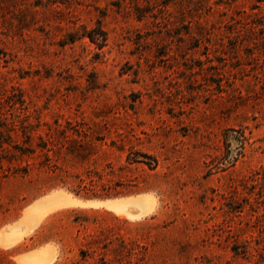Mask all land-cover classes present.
<instances>
[{
  "label": "rangeland",
  "instance_id": "obj_1",
  "mask_svg": "<svg viewBox=\"0 0 264 264\" xmlns=\"http://www.w3.org/2000/svg\"><path fill=\"white\" fill-rule=\"evenodd\" d=\"M62 191L146 214L56 211L0 264H264V0H0V233Z\"/></svg>",
  "mask_w": 264,
  "mask_h": 264
},
{
  "label": "bare ground",
  "instance_id": "obj_2",
  "mask_svg": "<svg viewBox=\"0 0 264 264\" xmlns=\"http://www.w3.org/2000/svg\"><path fill=\"white\" fill-rule=\"evenodd\" d=\"M62 192H55L48 196L47 199H41L33 207L28 209L26 217L22 223L16 224L5 228L0 233V244L3 246H12L19 243L23 238L28 236L32 231L39 225L40 221L47 215L54 213L59 210H68L76 205H88L93 207H105L112 211L115 210L117 213L124 215L132 220H137L145 216L146 210L144 207H140L144 203V198L137 199H113L107 201H93V202H72L69 200L68 194ZM143 199V201H142ZM142 201V203H141ZM152 201V200H151ZM140 202V203H139ZM150 202V201H149ZM148 203V202H147ZM139 204V205H138ZM153 204V203H152ZM151 205V203H150ZM144 206V205H142ZM149 206V205H148ZM153 206V205H152ZM155 206V202H154ZM150 211V207L148 209ZM154 212V211H153ZM149 216V215H148ZM36 257L35 260H29V257L23 258L20 264H51L52 259L50 257ZM53 258V257H52Z\"/></svg>",
  "mask_w": 264,
  "mask_h": 264
},
{
  "label": "trees",
  "instance_id": "obj_3",
  "mask_svg": "<svg viewBox=\"0 0 264 264\" xmlns=\"http://www.w3.org/2000/svg\"><path fill=\"white\" fill-rule=\"evenodd\" d=\"M102 34H104L102 32ZM82 37H87L89 38L92 42L94 43H98L99 39H97V37L95 36V31H91V32H85L83 34ZM104 38V36H103ZM105 40V38H104ZM143 157H147L145 155H142ZM139 161V160H138ZM155 162V160H153ZM140 162V161H139ZM149 165H152V164H149ZM103 177V175L99 172H96V171H93V170H89L86 172V179H81L80 177H77L78 179H80V185H79V189L80 191H78L76 194L77 195H80L81 192H85L87 195L89 196H92L94 198H107V197H110L113 192L116 191L117 188L121 187L120 184H104L101 186V191H102V194H98L97 193V188L95 186V179L98 178L99 180H101ZM88 181V184L89 185H84V183Z\"/></svg>",
  "mask_w": 264,
  "mask_h": 264
},
{
  "label": "crops",
  "instance_id": "obj_4",
  "mask_svg": "<svg viewBox=\"0 0 264 264\" xmlns=\"http://www.w3.org/2000/svg\"><path fill=\"white\" fill-rule=\"evenodd\" d=\"M68 197H69V200H71L72 202H77V201H75V200H73V199H71V197L68 195ZM85 202H88V201H85ZM89 202H93V201H89ZM60 211V210H59ZM45 218V217H44Z\"/></svg>",
  "mask_w": 264,
  "mask_h": 264
}]
</instances>
